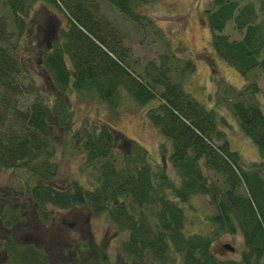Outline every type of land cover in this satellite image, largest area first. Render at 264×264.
I'll return each instance as SVG.
<instances>
[{
    "label": "trees",
    "instance_id": "16d2710c",
    "mask_svg": "<svg viewBox=\"0 0 264 264\" xmlns=\"http://www.w3.org/2000/svg\"><path fill=\"white\" fill-rule=\"evenodd\" d=\"M107 1L130 18L138 15L131 0ZM50 5L64 21L32 60L51 84L47 90L30 80L22 82L29 77L30 57L19 40L34 10ZM260 11L264 0H257V5L254 0H211L206 19L212 31L229 18L242 28L237 38L211 34L213 49L243 77L238 87L218 82L212 104L227 105L264 158V113L254 99L259 86L254 77L246 78L250 68L264 70ZM106 23L94 0H0V167L22 165L36 176L30 188L41 220L47 217L46 202L61 208L80 204L104 212L110 223L125 231L117 250L126 264H264L263 176L254 162L247 166L237 162V153L216 125L220 117L216 118L212 104L205 107L182 88L181 77L192 68V60H185L174 78L167 77L164 53L156 63L148 61L149 68L143 65L140 72H133L123 57L121 35ZM120 85L138 102L155 98L146 114L170 141L168 157L178 181L173 182L162 167L152 166L143 146L101 120L75 132L85 157L98 162L95 182L81 187L73 180H53L56 163L50 157V128L68 127L67 88L93 90L110 100ZM260 91L264 96V81ZM20 92L32 95L17 107L14 95ZM192 192L204 193L214 208L207 215L212 226L206 233L181 230L183 215L174 198L186 200ZM237 229L242 242L237 256H220L212 249L217 233ZM225 243L220 242V248L226 250ZM23 255L22 264L37 263L29 253ZM42 256L40 250L38 264H45Z\"/></svg>",
    "mask_w": 264,
    "mask_h": 264
},
{
    "label": "rangeland",
    "instance_id": "374dc122",
    "mask_svg": "<svg viewBox=\"0 0 264 264\" xmlns=\"http://www.w3.org/2000/svg\"><path fill=\"white\" fill-rule=\"evenodd\" d=\"M210 1L131 0L138 15L136 18H130L109 1L94 0L97 12L107 21V26L121 35L120 43L125 52L123 57L133 72H140L143 65L149 68L148 61L156 63L158 55L164 53L168 65L167 77L174 78L179 73L180 65L185 60H192V68L182 75L181 85L205 107L211 106L218 82H228L238 87L243 81L241 74L217 54L210 41L212 32L225 33L230 39L239 37L242 28L235 27L232 18H229L219 30L212 31L206 19V8ZM254 4L257 5V0H254ZM45 9L40 7L34 10L27 32L19 41L30 57L27 63L29 77L21 79L22 82L30 80L33 85L48 90L51 84L42 69L35 66L32 60L37 57L44 44L48 46L51 42L53 35L44 32L48 28L47 25H50L55 17L58 22L57 31L64 17L54 6L50 5ZM260 17H264V11L258 12L257 18ZM252 77L259 86L254 99L264 113V96L260 91L264 70L258 66L250 68L246 71V78ZM31 95L29 92L14 95L15 105L24 106ZM64 96L67 107L70 108L68 127L61 129L52 125L50 128V157L56 163L53 180L63 183L73 180L81 187H90L95 182L98 162L96 159L88 160L85 157L77 143L79 137L75 132L82 131L91 121L101 120L143 146L148 152L152 166L162 167L173 182L178 181L177 174L172 171L169 162L170 141L156 129L146 114V108L155 102V98L138 102L121 85L110 100L99 97L93 90L80 91L74 88H67ZM212 106L219 115H216V118L220 117L216 120V125L223 129L229 148L237 153V162L244 166L254 162L264 179V158L259 156L252 139L241 130L227 105L219 103ZM209 172L211 173L210 170ZM213 176L218 177L217 173H213ZM35 180L36 176L22 165L0 167V193L6 194V188L14 189L13 193L18 196L20 194V198L25 199L24 204L28 207L25 206L24 210L29 212L32 200L26 197L30 195V186ZM11 194L12 192L9 196ZM174 199L182 211L183 233L208 232L212 222L207 215L211 214L214 208L204 193L192 192L186 200ZM3 201L4 198L0 199V214L5 210ZM14 202L10 200V204ZM43 206L49 217L40 219L43 224L39 225L37 242L45 249V264H77L79 261L86 264L88 261L90 264H126L124 257L117 250L125 231L110 223L104 212L92 211L80 204L61 208L46 202ZM39 213L41 214V210ZM0 223L4 224L1 221ZM9 228L10 226L7 229ZM15 232L20 235L19 229ZM3 239L4 235H0V257L5 255ZM222 241L231 244L233 249L220 248ZM72 244L77 247L74 248ZM241 246L239 229L232 233L219 232L211 241L212 249L220 256L235 257ZM68 249L71 251H67ZM5 259L7 264H15L9 261L7 254Z\"/></svg>",
    "mask_w": 264,
    "mask_h": 264
},
{
    "label": "flooded vegetation",
    "instance_id": "af4514ba",
    "mask_svg": "<svg viewBox=\"0 0 264 264\" xmlns=\"http://www.w3.org/2000/svg\"><path fill=\"white\" fill-rule=\"evenodd\" d=\"M57 24L58 22L54 17L52 22H50V25H47L48 28H46L44 32L51 35L53 33L54 27H56ZM5 191L6 194L0 193V199L4 198L5 200L3 201L5 210L0 214V221L4 223H0V235H4L2 246L4 248L5 255L3 257H0V264H7L5 259L6 254L7 256L9 255V261H21L20 263L22 264V262L25 260L23 253H29L31 257H33V259L37 262L36 264H38L40 250L42 251V255H45L43 254L45 249L41 248L38 245L39 243L37 242L39 237V225L42 223L40 221L41 215L39 213L40 207L38 200L34 198V194L32 192L33 190H31L30 195L26 197L28 200H32L31 211L29 212L24 210V207L28 206L24 204L25 199H21L20 194L19 196L16 195L15 193H13L15 190L11 188H6ZM9 191L12 192L11 196H9V194L11 193ZM10 200H14L15 202L13 204H10ZM46 216L47 217L43 218L42 220L49 217L48 215ZM84 221H86V217L84 218ZM8 226H10L9 229H7ZM16 229L20 230V235L15 232ZM73 247L76 248L77 246L75 247V245H73Z\"/></svg>",
    "mask_w": 264,
    "mask_h": 264
},
{
    "label": "water",
    "instance_id": "95a60500",
    "mask_svg": "<svg viewBox=\"0 0 264 264\" xmlns=\"http://www.w3.org/2000/svg\"><path fill=\"white\" fill-rule=\"evenodd\" d=\"M53 32H55V28L53 29ZM225 246H226L228 249H231V245H229L228 243H225Z\"/></svg>",
    "mask_w": 264,
    "mask_h": 264
}]
</instances>
